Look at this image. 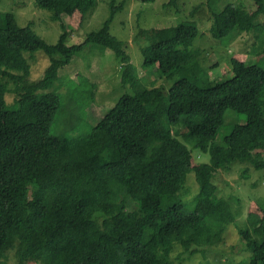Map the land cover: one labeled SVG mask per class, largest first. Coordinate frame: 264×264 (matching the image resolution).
I'll use <instances>...</instances> for the list:
<instances>
[{
    "label": "trees",
    "instance_id": "obj_1",
    "mask_svg": "<svg viewBox=\"0 0 264 264\" xmlns=\"http://www.w3.org/2000/svg\"><path fill=\"white\" fill-rule=\"evenodd\" d=\"M251 1L252 23L264 14V0ZM95 2L35 0L60 21L55 44L19 26L13 13L0 12V77L7 78L0 79V264H11L10 251L13 264H172L176 246L191 255L218 243L225 226L235 222L237 213L212 181L217 171L236 161L264 171V59L247 65L232 58L231 77L205 87L181 78L167 95L162 87L143 85L126 64L121 83L131 94L120 96L87 131L51 134L59 95L45 90L60 67L90 44L128 59L109 33L115 0L100 29L66 44L61 16ZM237 26L235 6L227 3L213 13L210 33L222 38ZM197 35L196 26L180 23L170 38L152 45L143 70L155 67L163 76L177 68V46ZM37 50L49 64L40 80L30 81L29 59ZM6 93H14L12 103ZM227 109L245 120L217 142ZM192 147L207 152L209 162L195 163ZM189 172L198 184L190 203L178 195ZM254 223V237L248 228L240 230L249 257L238 264H264V205Z\"/></svg>",
    "mask_w": 264,
    "mask_h": 264
},
{
    "label": "rangeland",
    "instance_id": "obj_2",
    "mask_svg": "<svg viewBox=\"0 0 264 264\" xmlns=\"http://www.w3.org/2000/svg\"><path fill=\"white\" fill-rule=\"evenodd\" d=\"M167 2L168 0H115L118 7L109 24V33L122 42L128 59L124 62L110 49L90 44L76 54L69 64L60 67L54 83L45 90H56L59 95L58 108L49 128L51 134L73 136L87 131L120 96L131 94L132 88L121 83L126 64L133 74H138L143 85L162 87L167 95L173 84L181 78L205 87L231 77L232 58L244 61L247 65L262 63L264 14L258 13L252 23L247 20L248 14L256 9L251 0ZM227 3L235 6L238 26L231 34L214 38L210 33L213 13L219 12ZM6 11L14 14L19 26L28 25L48 44H55L62 32L60 21L51 18L50 11L36 6L35 0H0V12ZM110 13L111 0H96L93 7L77 9L70 16L62 15V21L68 30L66 44L81 43L87 33L102 27ZM248 22L252 26L247 25ZM180 23L196 26L198 35L177 46L175 53L178 67L163 76L158 74L155 67L143 70L144 56L150 54L152 45L170 38ZM256 24L258 29L263 30L262 33L254 28ZM29 64V80L38 81L43 77L49 59L42 51L37 50L31 55ZM0 79L7 80L6 77ZM8 87L12 89L13 86L9 83ZM14 98V93L5 94L7 104L12 103ZM244 120L243 114L227 109L224 124L217 131L215 141H221L233 124ZM190 149L195 163L209 162L207 152L200 153L193 147ZM241 163L236 161L228 169L218 170L212 180L218 189V195L227 200L237 213L235 222L225 226L218 243L199 247L191 255L181 254L176 246L171 255L172 264H238L248 259L249 250L240 230L248 228L250 237L255 236L252 226L256 224L255 217H259L260 207L264 205V171L256 170L246 162ZM197 191L194 173L189 172L178 195L184 202L190 203ZM8 257L9 263L13 264L11 251Z\"/></svg>",
    "mask_w": 264,
    "mask_h": 264
}]
</instances>
